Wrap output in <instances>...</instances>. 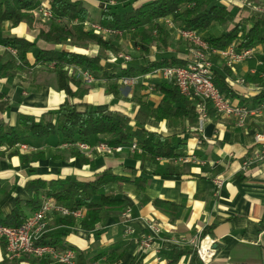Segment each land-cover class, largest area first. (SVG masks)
<instances>
[{
	"label": "crops",
	"instance_id": "0c3cea01",
	"mask_svg": "<svg viewBox=\"0 0 264 264\" xmlns=\"http://www.w3.org/2000/svg\"><path fill=\"white\" fill-rule=\"evenodd\" d=\"M110 1L112 4L109 6H118V10H121L123 4L138 6L149 0ZM213 1L231 10L234 23L256 12L254 6L264 9V0ZM42 2L46 4L47 0ZM83 2L91 19L96 21L100 14L99 0ZM89 6L96 11L95 17L91 15ZM215 28L219 29L217 35L223 30L219 26L210 30ZM37 33V29L30 28L24 22L16 26L8 22L0 25V92L5 95V108L0 109V123L6 127L16 125L19 113L39 118L44 112L55 110L66 98L64 91L57 86L54 72L45 69L43 64L15 70L7 76L1 72L2 64L8 59L5 40L18 36L32 42L36 40ZM182 47L180 54L187 57L186 46ZM55 48L66 50L60 45H55ZM254 51L252 57L232 67L225 66L217 57L213 58V69L224 75L225 82L233 91L234 96L228 98L249 106L257 103L256 95L264 90V44L255 45ZM34 57L35 51L27 54L28 64L33 63ZM128 64L121 61L119 65L125 67ZM238 78H243L244 83H238ZM101 81L97 79L80 101L93 104L98 109L119 110L132 118V126L141 124L146 130L162 135L176 134L184 139L183 152L188 160L159 159L153 164L148 160L134 159L127 148L111 154L98 150L89 153L79 151L89 158L92 162L89 164L71 154L77 149L62 147L63 139L57 134L43 138L29 137L26 144L33 150L15 147L18 154L9 155L10 150H6L5 155L0 157V222L12 212L17 200L30 198L25 184L31 179L70 176L87 181L93 179L101 169L109 168L117 175L141 176L148 180L143 192L126 183L119 186L112 183L101 190L104 194L120 197L130 208L133 234L124 233L123 211L108 213L88 231L80 228L82 217L76 218L75 223L69 226L62 224V216L55 212L51 211L45 217L46 233H62V243L77 252L80 263L104 264V255L95 258L117 248L120 255L112 264H166V259L162 257L164 249L174 244L189 248L185 241L188 238L209 236L215 240L216 254L208 264H264V228L259 227L264 214V159L242 168L243 161L255 149L254 136L263 129L264 115L250 116L245 125L239 127L232 118L220 117L208 111L202 132H197L192 130L197 123L190 124L187 118L155 122L138 112L139 101L152 107L160 103L162 93L155 88L160 81L150 80V87L144 84L133 87L120 85L116 96L106 93V86ZM99 142H103L101 136L87 139L90 146ZM24 154H42V157L23 163L20 155ZM216 180H222L221 186L217 187ZM144 195L149 200L140 202ZM155 198L176 204L175 213L169 214L156 208L151 202ZM60 204L71 206L67 202ZM23 211L25 216L32 212L26 206H23ZM148 220L157 223L161 233L152 249L141 253L137 242L147 234ZM189 259L190 255H184L177 264H190ZM40 261L31 257L7 259L3 241L0 240V264H41Z\"/></svg>",
	"mask_w": 264,
	"mask_h": 264
},
{
	"label": "trees",
	"instance_id": "16d2710c",
	"mask_svg": "<svg viewBox=\"0 0 264 264\" xmlns=\"http://www.w3.org/2000/svg\"><path fill=\"white\" fill-rule=\"evenodd\" d=\"M108 1L110 0H99L100 14L95 21L91 19L83 0H47L52 18L45 22L34 14L42 0H0V25L8 22L11 26H16L24 22L30 28L38 30L36 40L32 42L18 36L5 40L6 45L16 49L19 62L15 56L7 52L8 59L1 66L2 74L7 76L15 70L37 64H53L52 71L57 86L66 95L65 100L55 110L46 111L39 118L31 114L19 113L15 126L6 127L0 123V157L5 155L6 150H10L9 155L18 154L16 145L27 143L29 137L43 138L57 134L63 142L78 140L87 142L91 136H101L103 142L111 146H126L135 142L138 149L131 151L130 155L134 159L148 160L153 164L159 159L177 160L185 156L183 138H179L176 134L162 135L148 131L141 124L132 126L130 124L132 118L119 110L98 109L93 104L80 101L88 88L82 86L80 79L69 75L68 68L90 71L97 79L107 82L106 93L116 96L120 87L118 80L122 77L143 75L163 66L185 65L188 58L184 54L148 57L152 47L166 50L169 32L159 20L167 16L178 20L182 28L204 32V40L216 48L222 49L235 44L237 49H242L264 44L263 13L253 12L250 17L234 23L231 10L213 0H149L138 6H133L131 3L123 4L121 10H118V6L106 5ZM85 21H95L105 28L127 33L134 46L139 48L143 62L130 63L125 67L109 63L101 65L99 55L91 56L84 52L88 45L91 43L97 45L100 52H117V47L111 40L102 39L93 31L85 29L82 26ZM216 26L223 29L219 35L207 34ZM64 42H68L70 49L55 48L56 44ZM31 51H35V57L33 63L28 64L27 54ZM225 72L229 73V70L225 69ZM213 80L221 94L226 97L234 96L222 73L214 70ZM155 88L162 93L160 103L152 107L146 102L139 101L140 114L152 118L155 122L187 118L190 124L197 123L193 104L179 93L175 85L160 81L155 84ZM4 97V93L0 92V109L5 108ZM256 97L258 101L262 100L264 90ZM208 111L211 113L213 110L208 107ZM71 154L79 157L83 163L92 164L89 158L79 151L73 150ZM40 157L42 154H24L20 155V160L25 163ZM175 174L179 173L175 172ZM112 183L118 186L125 183L132 184L138 191L143 192L148 180L141 176L117 175L109 168L101 169L93 179L87 181H80L70 176L51 179L37 177L25 184L30 198L25 201L17 200L12 212L1 223L11 226L20 225L25 219L23 206L34 211L39 208L44 197L58 203H70L71 206H68L70 209L80 210L82 213L80 228L85 231L92 230L108 213L121 212L127 207L120 197L102 193L101 190ZM148 200L149 198L144 195L140 202ZM151 202L156 208L169 214H174L177 209V205L168 200L155 198ZM76 220L73 215H67L62 216L60 221L69 226ZM259 225L260 229L264 228V214ZM61 236L62 233L45 232L39 243L58 248H71L62 243ZM103 255L104 264H112L118 259L120 251L114 248L98 255L95 259ZM184 255H190V264H204L194 248H181L178 244L164 249L162 257L166 259V264H177ZM40 260L41 264L51 263L46 259Z\"/></svg>",
	"mask_w": 264,
	"mask_h": 264
},
{
	"label": "built area",
	"instance_id": "2783aa9c",
	"mask_svg": "<svg viewBox=\"0 0 264 264\" xmlns=\"http://www.w3.org/2000/svg\"><path fill=\"white\" fill-rule=\"evenodd\" d=\"M111 5L112 1L105 3ZM256 12L263 13L261 6H254ZM37 12L44 17H50L51 12L47 4H41ZM165 22L173 27V23L167 17ZM172 19V18H171ZM87 29L98 32H111V29L102 27L97 22L84 23ZM121 33V32H119ZM155 33V30L153 31ZM177 36L186 42L187 62L182 66H163L156 68L148 73L137 76L122 77L118 83L122 86L133 87L144 84L149 85L150 80L163 81L175 85L179 93L186 97L194 106L197 116V124L192 128L193 131L202 132L203 123L208 119V107L220 117L232 118L236 126L243 127L250 116L264 115V98L255 105L249 106L245 103L233 102L230 98L220 93L214 83V62L217 57L222 60L225 66L232 67L234 64L252 57L254 47L237 49L235 44H230L225 48L210 46L199 31L179 27ZM16 54L15 49H10ZM111 60L121 59L123 62L130 61V57L122 52L109 53ZM76 77L87 84L94 83L97 78L88 70L77 69ZM244 83L243 78L236 80ZM256 147L252 153L243 161L242 168L245 169L260 160L264 159V122L263 129L254 136ZM62 147L77 149L83 153L98 150L104 153L120 152L127 148L130 151L138 149L135 142L124 145L111 146L106 142H99L90 146L86 141H64ZM20 150H33L26 143L16 145ZM180 161H187V157H180ZM222 180H216L217 187L221 186ZM55 212L60 216L73 215L75 218L82 217L80 210H72L67 206L61 205L50 198L42 197L39 208L25 216L24 221L17 226L6 225L0 222V240L3 241L5 257L7 259L31 257L34 259H46L58 264H84L78 261V254L72 248H58L50 244L39 243L40 238L46 232L45 217L49 212ZM130 208L126 207L121 213L124 219V233L130 235L134 233L130 225ZM147 234L141 236L137 242L139 252L146 253L152 249L155 239L160 235V226L152 220L146 222ZM187 244L195 249L199 259L208 264L216 254L215 240L209 236H194L185 240ZM183 243V242H178Z\"/></svg>",
	"mask_w": 264,
	"mask_h": 264
},
{
	"label": "rangeland",
	"instance_id": "374dc122",
	"mask_svg": "<svg viewBox=\"0 0 264 264\" xmlns=\"http://www.w3.org/2000/svg\"><path fill=\"white\" fill-rule=\"evenodd\" d=\"M41 4H43V2H41ZM89 10L91 12V15L95 17L96 11L94 10V8L89 6ZM34 14L36 16L42 18V20H44L45 22H48V20L52 18V13H51L50 17H44L40 13L37 12V9L34 11ZM167 17L170 20H172L171 22L173 23V27L172 26L170 27L169 24L165 22V19H160L159 20V22L169 32V42L167 44L166 50H164L163 48H159L158 49L156 47H152L148 57H151V56L159 57V56L164 55V54L168 55V54H172V53L175 54V55L176 54H180L183 51L182 45L186 46V42L182 38H179L177 36V31H178L179 27L181 26L180 22L178 20L171 19L172 18L171 16H167ZM85 22L94 23L95 21H85ZM84 23H83L82 26L85 29H87L85 27ZM87 30H91V29H87ZM91 31H93V30H91ZM119 32H121V33H119ZM200 33H202L201 35L203 36L204 32L200 31ZM218 33H219V29L215 28V29H212V30L208 31L207 34L217 35ZM95 34L101 36L102 39L111 40L115 44V46L117 47V52H111V51L100 52V48L97 45L92 44V43L88 45L87 49L84 52L86 54H88V55H91V56L92 55H99L100 58H101V60H100L101 64L102 63H104V64L109 63V64L115 65V66L119 65L121 63V61H122L121 59L111 60L109 58V53H114L115 54V53H118V52H122V53H124V54H126V55H128L130 57V61L127 62L129 64L130 63L139 64V63L143 62L144 59H143L142 54L140 53L139 48L134 46L132 40L130 39V36L127 33L122 32V31L112 30L111 32H108V33H106V32H98V33H95ZM56 45L63 46L66 50L70 49V46H68V42H64V43L56 44ZM5 49L11 55H13V56H15L17 58V55H16L17 53L13 54L11 52V50H10V49H15L14 47H12L10 45H6ZM15 51H16V49H15ZM17 61L19 62L18 58H17ZM43 65L45 66V69H47V70H49V69L52 70V68H53V64H43ZM27 68H28V66H27ZM24 69H25V67H24ZM77 69L78 68H68V74L73 76V77H75V78H77L76 75H75L78 72ZM101 80H103V79H101ZM96 81L94 83H96ZM81 82H82V86H84V87L87 86L86 88H88V89L90 87H92L93 85H95L94 83L87 84V83L83 82L82 80H81ZM101 82H103L102 83L103 85L107 86V82L105 80H103Z\"/></svg>",
	"mask_w": 264,
	"mask_h": 264
},
{
	"label": "bare ground",
	"instance_id": "6f19581e",
	"mask_svg": "<svg viewBox=\"0 0 264 264\" xmlns=\"http://www.w3.org/2000/svg\"><path fill=\"white\" fill-rule=\"evenodd\" d=\"M97 92V91H96ZM103 97V96H102Z\"/></svg>",
	"mask_w": 264,
	"mask_h": 264
}]
</instances>
